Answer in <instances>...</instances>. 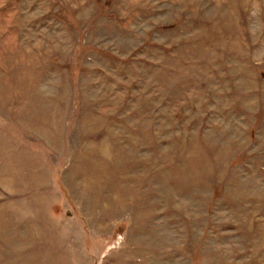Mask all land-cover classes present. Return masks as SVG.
Masks as SVG:
<instances>
[{
  "label": "rangeland",
  "instance_id": "rangeland-1",
  "mask_svg": "<svg viewBox=\"0 0 264 264\" xmlns=\"http://www.w3.org/2000/svg\"><path fill=\"white\" fill-rule=\"evenodd\" d=\"M0 264H264V0H0Z\"/></svg>",
  "mask_w": 264,
  "mask_h": 264
}]
</instances>
